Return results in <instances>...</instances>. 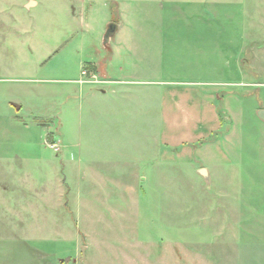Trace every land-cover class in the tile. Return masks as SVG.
Returning <instances> with one entry per match:
<instances>
[{"label":"rangeland","instance_id":"374dc122","mask_svg":"<svg viewBox=\"0 0 264 264\" xmlns=\"http://www.w3.org/2000/svg\"><path fill=\"white\" fill-rule=\"evenodd\" d=\"M263 110L264 0H0V264H264Z\"/></svg>","mask_w":264,"mask_h":264},{"label":"crops","instance_id":"0c3cea01","mask_svg":"<svg viewBox=\"0 0 264 264\" xmlns=\"http://www.w3.org/2000/svg\"><path fill=\"white\" fill-rule=\"evenodd\" d=\"M151 1L157 2L160 0ZM122 7L123 6L120 7V16L123 15ZM115 24L118 26L116 34L120 29H123L126 26L122 19L120 22ZM107 47L109 50L108 59H106L108 64L102 68H100L98 64H92L100 68V72L102 73L101 78L104 81V87L98 90L100 96L108 97L111 95V98L115 97V99H122V97L126 98L133 93L136 87H144L147 90L151 86L155 85H159L156 86L159 88L157 89L158 93L155 95L161 97H163V95L167 96L168 92L165 93L167 90L162 88L163 86H160L163 85L164 81H160V78L157 77V72L160 71V60L157 57V53L155 54L152 52L150 45H145L144 47V45H139L133 42L132 44L126 45L123 43H116L115 45H112V47L111 45H107ZM141 65H146L147 67L149 66V70H144V73L141 74ZM79 81L80 80H78L77 83L83 86V84H80ZM119 101L122 102V100ZM113 105L116 107L118 103H113ZM239 114V111L231 109L229 112V122H231V124H234L235 122L238 123L241 117ZM217 119L218 116L214 114L211 121H216ZM229 129L233 130V126H230Z\"/></svg>","mask_w":264,"mask_h":264},{"label":"water","instance_id":"95a60500","mask_svg":"<svg viewBox=\"0 0 264 264\" xmlns=\"http://www.w3.org/2000/svg\"><path fill=\"white\" fill-rule=\"evenodd\" d=\"M117 29H118V26L116 24L112 23L109 25L107 32L104 36V44L105 45L109 44L112 37L116 34ZM258 117L261 121L264 122V110L259 112Z\"/></svg>","mask_w":264,"mask_h":264},{"label":"built area","instance_id":"2783aa9c","mask_svg":"<svg viewBox=\"0 0 264 264\" xmlns=\"http://www.w3.org/2000/svg\"><path fill=\"white\" fill-rule=\"evenodd\" d=\"M83 76H87V73L86 72H83Z\"/></svg>","mask_w":264,"mask_h":264}]
</instances>
